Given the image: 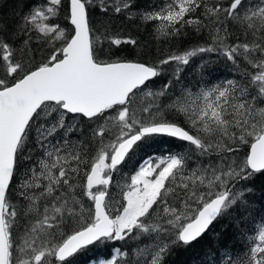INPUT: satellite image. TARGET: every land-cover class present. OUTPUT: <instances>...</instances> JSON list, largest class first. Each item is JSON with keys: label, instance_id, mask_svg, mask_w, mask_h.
<instances>
[{"label": "snow or ice", "instance_id": "obj_1", "mask_svg": "<svg viewBox=\"0 0 264 264\" xmlns=\"http://www.w3.org/2000/svg\"><path fill=\"white\" fill-rule=\"evenodd\" d=\"M44 3L47 7L22 16L15 29L0 20V264H74L90 246L130 238L145 241L137 249L142 259L124 264H167L175 250L194 246L231 215L230 209L245 208L233 182L264 173V0H228L226 5L168 0L139 13L145 24L155 22L164 37H179L192 27L197 33L208 31L212 42L155 65L101 58L105 44L111 52L112 46L137 41L96 29L89 16L96 0H70V32L50 22L62 0ZM133 7V0L100 4L101 11L111 8L117 15ZM234 32L244 39L229 43ZM32 33L50 46L34 65ZM214 52L243 69L242 76L198 94L188 89L170 93V82L154 87L164 65H188L198 54ZM182 71H173L175 79ZM157 135L185 142L187 153L143 160L122 187V199L106 200L112 174ZM30 145L41 150L38 160L28 154ZM242 149L243 159H233ZM212 155L218 162H199ZM23 160L34 166L18 195L35 215L24 228L19 255L13 226L20 214L10 198L14 177L27 167ZM193 160L197 163L190 164ZM82 164L88 171L77 194L73 181ZM96 186L104 188L94 192ZM259 241L250 250L252 264H264V231ZM237 264L245 261L238 258Z\"/></svg>", "mask_w": 264, "mask_h": 264}, {"label": "trees", "instance_id": "obj_2", "mask_svg": "<svg viewBox=\"0 0 264 264\" xmlns=\"http://www.w3.org/2000/svg\"><path fill=\"white\" fill-rule=\"evenodd\" d=\"M69 1L62 0L57 15L51 23L60 25L69 32L72 26L69 23ZM102 0H96V6L89 9L90 23L100 32L108 29V34L119 36L122 39H134L137 45L122 44L118 48L112 46L111 52L107 44L101 49V58L115 59L117 56L122 60L140 62L145 64H158V62L171 55H181L185 51H190L199 46H212V42L208 31L197 33L192 27L183 29V34L179 37H164L157 32L156 24H145L140 20L139 13L153 10L167 3L168 0H133L134 7L127 14L117 15L109 9L108 12L100 10ZM105 3L113 4V0H104ZM210 3L217 0H209ZM223 4H227L228 0H219ZM35 6V7H34ZM114 6V5H113ZM34 8L47 7L44 0H0V20L7 22L15 29L22 16L28 15ZM128 15H132L133 19H128ZM8 38L13 42H17V37L10 34ZM31 46L34 49V64H39L48 54L50 46L43 44L41 40L36 38V34L32 33ZM237 37L244 39L239 32H234L229 43L237 42ZM27 39L28 37H23ZM59 43V41H57ZM113 53L115 55H113ZM164 73L156 79L155 88L162 87L166 82L172 84L170 93L179 94V90L189 89L192 93L198 94L201 89H207L216 84L227 81L228 79H238L242 76V71H238L236 66L226 59L220 52L198 54L190 60L188 65H180L173 61L169 65L163 66ZM182 68L180 79H175L173 71L176 68ZM249 72L255 69L248 68ZM182 90V91H183ZM177 119L176 117H169ZM183 118H179L182 121ZM81 127H85L83 124ZM85 130H87L85 128ZM74 139V137H73ZM85 137H81V140ZM40 149L32 148L30 145L29 155L35 160L40 158ZM188 151V145L178 139L157 135L147 143H142L135 150V155L131 160L126 161L119 166V171L114 172L113 179L107 192L106 200L111 199L120 201L122 199L121 189L127 183H130V177L139 170V164L146 159H154L155 157H167L168 155L185 154ZM244 151L236 154L233 159H243ZM217 161L215 155L208 157H200L199 162ZM197 161H190L195 164ZM17 175L14 177L11 200L18 215L13 226V233L16 240V250L19 255V246L23 244L21 237L25 227L34 223L33 216L35 214L27 211L28 201L19 196L22 191L20 185L25 180V174L28 168L33 167L32 161L23 160ZM88 171L87 165H80V172L75 176L73 183L77 185L75 192L79 194L83 185L86 183L85 172ZM101 186L100 189H103ZM97 188H94L95 192ZM37 194L39 190H33ZM233 191L243 193V201L245 208L236 210L230 209L231 215H226L215 226L205 234L194 246L188 248H179L168 257L167 264H229L231 257L233 264H237L238 258H242L245 264H252L250 260V250L258 241L259 233L264 230V173L258 174L254 179L239 180L233 182ZM87 205L91 201L86 196H79ZM43 204H41V207ZM118 206V205H117ZM115 214V213H113ZM143 239H127L125 241H108L98 246H90L89 249L78 254L74 258V264H94L99 261H109L116 259L118 264H124L125 261H136L138 259L137 249L144 246ZM117 249L125 255L117 256ZM264 255V254H262Z\"/></svg>", "mask_w": 264, "mask_h": 264}, {"label": "rangeland", "instance_id": "obj_3", "mask_svg": "<svg viewBox=\"0 0 264 264\" xmlns=\"http://www.w3.org/2000/svg\"><path fill=\"white\" fill-rule=\"evenodd\" d=\"M34 7H35V6H34ZM34 7H33V8H34ZM182 90H183V89H182ZM182 90H179V92H182ZM188 90H189V89H188ZM193 94H196V93H193ZM156 159H158V158H156ZM262 231H264V230H262ZM262 231H261V232H262ZM261 232H260V233H261ZM260 233H259V234H260ZM258 241H259V235H258ZM138 259H142V258L138 257ZM101 262H104V261L102 260V261L96 262V263H94V264H101Z\"/></svg>", "mask_w": 264, "mask_h": 264}, {"label": "water", "instance_id": "obj_4", "mask_svg": "<svg viewBox=\"0 0 264 264\" xmlns=\"http://www.w3.org/2000/svg\"><path fill=\"white\" fill-rule=\"evenodd\" d=\"M69 12H70V1H69ZM69 23H70V21H69ZM71 25V24H70ZM73 27V26H72ZM96 187H98V186H96ZM95 188V187H94Z\"/></svg>", "mask_w": 264, "mask_h": 264}]
</instances>
